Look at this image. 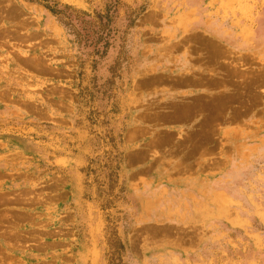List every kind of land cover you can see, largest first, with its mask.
<instances>
[{"label":"rangeland","instance_id":"rangeland-1","mask_svg":"<svg viewBox=\"0 0 264 264\" xmlns=\"http://www.w3.org/2000/svg\"><path fill=\"white\" fill-rule=\"evenodd\" d=\"M207 1L0 0V264H37L19 250L42 233L28 210L61 189L46 177L62 162L101 206L109 264H264V0H230L261 54L231 58L215 93L181 106L161 71L165 21ZM123 162L205 176L200 194L163 184L196 209L143 215L135 193L159 167L129 187Z\"/></svg>","mask_w":264,"mask_h":264},{"label":"crops","instance_id":"crops-1","mask_svg":"<svg viewBox=\"0 0 264 264\" xmlns=\"http://www.w3.org/2000/svg\"><path fill=\"white\" fill-rule=\"evenodd\" d=\"M259 2L262 3V0ZM231 6L230 0H208L199 9L181 6L172 20L165 21L174 22V25H166L158 32L161 40L169 39L164 49L168 51L167 55L171 53L173 56L165 62L166 68L161 71L172 73L175 90L171 94L181 106L215 93L214 85L223 76L224 67L230 64L231 58L240 62L247 55L255 57L261 54L256 40L250 36L247 21L231 12ZM166 35L167 39L162 38ZM151 67L145 66L143 71L158 72L157 68L152 70ZM56 161L53 160L55 164ZM78 165L62 162L61 173L46 177L47 183L60 178L61 189L50 191L51 201L28 210L29 215L34 216L30 232H37L38 229L42 233L29 235V243H24V248L19 249L26 263L109 264L102 254V209L95 195L88 194L85 186L88 179ZM168 166V162H123V174L129 187H134L130 184L135 182L137 174L148 171L150 167H159L148 175V184L137 187L135 195L143 215H184L196 209L185 203L168 201L174 188L163 184L173 183L177 185L175 190L185 194H189L191 189L193 193L200 194L206 187L204 182L207 178L177 179L173 171L168 174ZM55 195L61 198L57 203ZM165 220L183 224L181 218Z\"/></svg>","mask_w":264,"mask_h":264}]
</instances>
